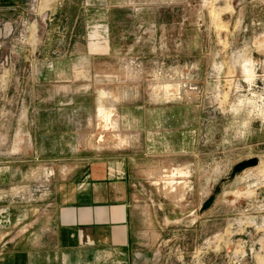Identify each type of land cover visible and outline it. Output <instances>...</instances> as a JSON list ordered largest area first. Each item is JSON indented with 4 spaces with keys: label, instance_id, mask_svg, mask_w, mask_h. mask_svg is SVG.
<instances>
[{
    "label": "rangeland",
    "instance_id": "374dc122",
    "mask_svg": "<svg viewBox=\"0 0 264 264\" xmlns=\"http://www.w3.org/2000/svg\"><path fill=\"white\" fill-rule=\"evenodd\" d=\"M103 157L135 176L142 264H264V0L0 7V217Z\"/></svg>",
    "mask_w": 264,
    "mask_h": 264
},
{
    "label": "crops",
    "instance_id": "0c3cea01",
    "mask_svg": "<svg viewBox=\"0 0 264 264\" xmlns=\"http://www.w3.org/2000/svg\"><path fill=\"white\" fill-rule=\"evenodd\" d=\"M19 1L0 0V7ZM91 48L106 51L107 40ZM16 171L0 169V186L11 187ZM8 206L0 217V264H142L150 251L137 222L136 179L125 162L83 160L59 172L51 195L33 209L19 214Z\"/></svg>",
    "mask_w": 264,
    "mask_h": 264
},
{
    "label": "water",
    "instance_id": "95a60500",
    "mask_svg": "<svg viewBox=\"0 0 264 264\" xmlns=\"http://www.w3.org/2000/svg\"><path fill=\"white\" fill-rule=\"evenodd\" d=\"M259 160L257 157H253L247 160H243L239 163H237L233 170L231 171V175L230 178L233 179L238 173L244 171L245 169L252 167V166H256L258 164Z\"/></svg>",
    "mask_w": 264,
    "mask_h": 264
},
{
    "label": "bare ground",
    "instance_id": "6f19581e",
    "mask_svg": "<svg viewBox=\"0 0 264 264\" xmlns=\"http://www.w3.org/2000/svg\"><path fill=\"white\" fill-rule=\"evenodd\" d=\"M110 116H112L110 113H107V114H105V116H104V121H106L107 123H108V120H111L110 118ZM107 123L105 124L106 125V127H107ZM102 139V138H101ZM177 170V169H176ZM180 172V171H179ZM185 172V171H184ZM181 173V172H180ZM176 173L174 172V170H171V174L170 175H172L173 177L174 176H176L175 175ZM177 174H179L178 173V170H177ZM183 174V172L181 173V175ZM172 176H170V177H172ZM183 176V175H182ZM175 181V180H174ZM173 181V182H174ZM184 182V181H183ZM178 183H180V182H178Z\"/></svg>",
    "mask_w": 264,
    "mask_h": 264
}]
</instances>
